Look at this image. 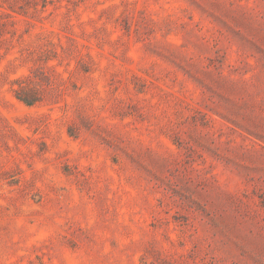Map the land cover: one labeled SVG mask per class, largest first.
<instances>
[{
	"label": "rangeland",
	"instance_id": "374dc122",
	"mask_svg": "<svg viewBox=\"0 0 264 264\" xmlns=\"http://www.w3.org/2000/svg\"><path fill=\"white\" fill-rule=\"evenodd\" d=\"M0 264H264V0H0Z\"/></svg>",
	"mask_w": 264,
	"mask_h": 264
},
{
	"label": "trees",
	"instance_id": "16d2710c",
	"mask_svg": "<svg viewBox=\"0 0 264 264\" xmlns=\"http://www.w3.org/2000/svg\"><path fill=\"white\" fill-rule=\"evenodd\" d=\"M26 102H29V101H26Z\"/></svg>",
	"mask_w": 264,
	"mask_h": 264
}]
</instances>
